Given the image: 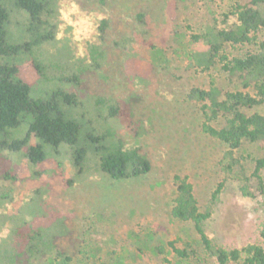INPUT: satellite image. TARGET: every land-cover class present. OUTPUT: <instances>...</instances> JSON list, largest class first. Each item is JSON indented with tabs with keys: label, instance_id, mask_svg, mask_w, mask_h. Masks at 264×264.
Here are the masks:
<instances>
[{
	"label": "rangeland",
	"instance_id": "374dc122",
	"mask_svg": "<svg viewBox=\"0 0 264 264\" xmlns=\"http://www.w3.org/2000/svg\"><path fill=\"white\" fill-rule=\"evenodd\" d=\"M234 2L58 1L51 16L54 39L37 50L48 74L67 82V76L79 73L80 84L67 86L83 99L119 102L124 114L113 120L117 135L125 147H140L152 168L116 181L98 172L77 176L68 155L34 167L24 154H13L19 179L0 177V198L13 197V202L0 201V241L10 231L11 214L35 188H44L65 214L69 232L57 240L62 255L32 264H184L169 242L198 246V236L191 222L172 215L179 176L192 184L201 210L210 211L204 227L214 242L227 249L264 246V194L242 192L252 183L264 145L245 142L233 168L225 170V145L204 132L202 111L187 96L191 88H207L211 82L223 90L244 89L239 76L229 75L220 63L201 71L191 59L190 34L223 18ZM253 48L228 45L226 52L235 56ZM245 90L256 94L253 86ZM245 111L264 114V102ZM224 123V118L213 121ZM35 169L45 173L35 177Z\"/></svg>",
	"mask_w": 264,
	"mask_h": 264
},
{
	"label": "trees",
	"instance_id": "16d2710c",
	"mask_svg": "<svg viewBox=\"0 0 264 264\" xmlns=\"http://www.w3.org/2000/svg\"><path fill=\"white\" fill-rule=\"evenodd\" d=\"M58 1L0 0V177L13 182L19 179L11 158L18 153L34 167L50 157L68 155L77 176L98 172L120 181L148 173L151 160L140 147H125L113 125V120L124 114L123 106L106 98L83 99L67 86L80 84L79 73L67 76L64 82L62 77L48 74L39 58L37 50L54 39L51 16ZM223 15L201 32L190 34L194 44L191 59L201 71L220 63L229 75L239 76L244 89L223 90L211 82L207 88H191L187 96L202 111L204 132L225 145L221 163L231 170L237 161L235 154L245 142L264 145V114L245 111L264 102V0H235ZM138 18L141 24L146 23L143 13ZM237 44L254 48L228 55L226 47ZM27 65L29 72L25 71ZM250 86L256 94L245 90ZM220 118L225 123L214 125ZM263 170L264 156L255 159L252 183L242 186L244 195L264 194ZM43 173L35 169L33 175ZM46 192L35 188L11 214L10 231L0 241V264L23 260L32 264L62 255L57 240L68 234L69 227L65 214ZM0 201L13 202V197L7 194ZM172 215L191 222L198 236V246L188 242L178 247L169 242L184 264H264V246L260 244L227 249L214 242L204 227L210 211L201 210L192 184L179 176Z\"/></svg>",
	"mask_w": 264,
	"mask_h": 264
}]
</instances>
